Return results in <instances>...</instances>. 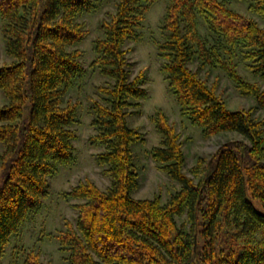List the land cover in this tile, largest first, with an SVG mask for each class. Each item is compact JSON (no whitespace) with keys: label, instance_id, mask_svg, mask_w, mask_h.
Masks as SVG:
<instances>
[{"label":"trees","instance_id":"trees-1","mask_svg":"<svg viewBox=\"0 0 264 264\" xmlns=\"http://www.w3.org/2000/svg\"><path fill=\"white\" fill-rule=\"evenodd\" d=\"M157 1L166 5L162 70L181 114L206 137H240L223 143L195 181L183 171L179 135L157 110L151 121L161 147L152 159L180 186L165 203L133 196L132 147L140 136L127 116L146 90L143 72L131 76L124 49L138 39ZM232 1L246 4L247 14ZM98 2L0 0L9 59L0 63V263L10 238L47 196L56 165L71 160L77 104L65 97L83 73L75 46L87 34L78 18ZM100 27L91 66L111 83L97 89L89 108L96 132L91 141L105 148L97 163L108 167L112 185L103 191L86 179L66 194L85 200L76 206V226L58 235L68 264H264V120L254 116V107L229 109L217 92L218 76L210 84L202 75L223 73L264 111V0H117ZM182 216L187 224L178 223ZM23 264L43 263L31 251Z\"/></svg>","mask_w":264,"mask_h":264},{"label":"rangeland","instance_id":"rangeland-1","mask_svg":"<svg viewBox=\"0 0 264 264\" xmlns=\"http://www.w3.org/2000/svg\"><path fill=\"white\" fill-rule=\"evenodd\" d=\"M116 2L117 0H99L94 10L83 12L78 18L87 34L75 46L81 51L80 63L83 73L74 78L65 97V102L71 101L77 104L76 122L72 125L76 133L72 157L69 162L56 165L55 174L49 180L47 196L42 199L39 208L29 214L18 233L10 238L0 264H23L26 254L31 251L39 254L43 264H68L69 252L61 249L58 235L67 231L69 227L76 226L79 216V209L76 206L85 203V200L73 199L66 194L86 179L103 191L112 185L108 167L97 163L98 154L103 153L105 148L91 141L96 132L91 125L93 117L89 108L92 100L99 98L97 89L110 86L111 83V80L101 75L99 69L92 67L91 63L96 57L95 41L103 37L100 27L102 21L107 20L114 13ZM232 2L234 9L247 14L246 4ZM165 6L163 1L150 5L138 30V39L124 44L130 74L136 76L143 72L145 79L143 88L146 90V97L134 100L133 102H138V105L131 106L127 116L128 126L137 130L140 136V140L132 147L135 169L138 173V188L133 196L138 199L158 196L162 203L167 202L180 186L159 170L152 159V150L161 147V136L151 121L157 110H161L166 115L179 135L185 156L183 171L195 181L204 175L205 166L213 159V155L223 143L240 139L235 133L206 137L199 126L191 124L181 114L180 107L168 87L166 74L162 70L164 59L159 53V45L163 40L161 24ZM4 62L8 63L9 59L4 54V42L0 32V63ZM239 69L246 78L252 79L250 73L242 66ZM202 75L203 78L209 79L210 84L215 80L216 75L218 76L217 92L225 99L229 109L254 107V116L264 120V111L256 108L254 99L241 95L223 73ZM1 99L0 96L2 103ZM1 149L2 147L0 152ZM192 168L197 170L195 175L191 173ZM177 220L180 224H187L185 216Z\"/></svg>","mask_w":264,"mask_h":264}]
</instances>
